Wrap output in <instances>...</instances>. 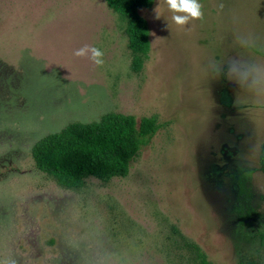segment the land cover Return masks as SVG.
Listing matches in <instances>:
<instances>
[{
    "label": "rangeland",
    "instance_id": "374dc122",
    "mask_svg": "<svg viewBox=\"0 0 264 264\" xmlns=\"http://www.w3.org/2000/svg\"><path fill=\"white\" fill-rule=\"evenodd\" d=\"M200 3L203 20L184 27L164 0L140 10L151 50L136 73L126 22L105 0H0V229L15 231L21 264H79L70 231L97 234L116 264H200L196 247L208 264H240L258 247L237 210L264 214V96L208 65L264 62V0ZM84 45L103 65L74 56ZM108 114L161 125L127 177L69 190L37 169L38 141Z\"/></svg>",
    "mask_w": 264,
    "mask_h": 264
},
{
    "label": "trees",
    "instance_id": "16d2710c",
    "mask_svg": "<svg viewBox=\"0 0 264 264\" xmlns=\"http://www.w3.org/2000/svg\"><path fill=\"white\" fill-rule=\"evenodd\" d=\"M110 9L126 22L129 46L133 53L132 69L139 73L151 50L150 30L140 10L151 9L156 0H105ZM161 128L156 117L136 118L124 114H108L92 123H71L59 133L38 141L32 157L39 171L53 177L57 184L69 190L81 189L85 181L95 178L109 182L125 178L132 161ZM260 171L264 174V143L260 152ZM244 173L243 182L248 179ZM243 226L256 225L259 245L240 264H264V214L247 208L238 210ZM200 264H208L197 247Z\"/></svg>",
    "mask_w": 264,
    "mask_h": 264
},
{
    "label": "clouds",
    "instance_id": "9594fccd",
    "mask_svg": "<svg viewBox=\"0 0 264 264\" xmlns=\"http://www.w3.org/2000/svg\"><path fill=\"white\" fill-rule=\"evenodd\" d=\"M172 13L171 21L180 27L191 21L203 20L204 11L200 0H164ZM222 10L223 3L219 5ZM155 18L160 19V4L154 9ZM169 26V24H168ZM239 43L243 48H251L254 41L241 37ZM74 56L88 58L97 66L104 63V53L101 49L84 45L74 51ZM208 70L216 77L227 81L237 88L256 96H264V62L234 56L226 62H210ZM16 233L11 226L0 229V264H21V258L14 249ZM98 236L95 233L78 234L68 232L64 242L66 248L76 253L79 264H116L114 254L100 250L97 246Z\"/></svg>",
    "mask_w": 264,
    "mask_h": 264
}]
</instances>
